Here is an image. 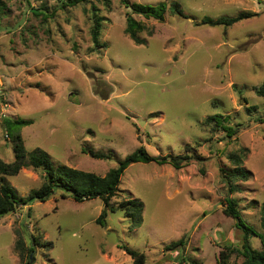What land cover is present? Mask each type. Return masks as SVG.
I'll return each mask as SVG.
<instances>
[{
	"label": "rangeland",
	"instance_id": "obj_1",
	"mask_svg": "<svg viewBox=\"0 0 264 264\" xmlns=\"http://www.w3.org/2000/svg\"><path fill=\"white\" fill-rule=\"evenodd\" d=\"M0 8V156L13 159L4 120L27 119L17 128L28 149L44 148L53 161L104 174L118 158L144 144L151 154L199 153L180 168L136 161L123 171L106 208L95 219L99 197L81 201L59 189L0 216V264H131L120 246L145 253L144 264H218L219 250L241 248L243 231L224 213L225 196L237 199L244 220L258 232L264 201V0H176L185 15L134 17L144 42L124 32L129 5L122 0H2ZM157 4L171 0H127ZM102 16L93 49L91 8ZM248 12L230 25L202 22ZM255 105L249 115L247 105ZM213 113L248 124L228 137L205 122ZM85 147L111 153L100 159ZM247 147L243 165L252 173L230 192L222 178L233 166L230 151ZM41 170L22 167L5 180L26 195ZM129 196L143 203L132 225L117 207ZM187 234L184 249L164 245ZM37 237L33 242L32 237ZM22 238L21 251L15 247ZM52 241V246L45 245ZM260 249L259 236L249 238ZM31 253V259L29 254ZM184 255V260L181 256ZM244 256L231 250L228 264Z\"/></svg>",
	"mask_w": 264,
	"mask_h": 264
},
{
	"label": "trees",
	"instance_id": "obj_2",
	"mask_svg": "<svg viewBox=\"0 0 264 264\" xmlns=\"http://www.w3.org/2000/svg\"><path fill=\"white\" fill-rule=\"evenodd\" d=\"M81 1L88 0H62L64 4H76ZM129 5L126 13V24L124 32L135 43L144 42V38L139 35V32L146 28V24L134 17V13L142 14L144 17H154L163 19L164 13L170 11L171 13H178L185 15V12L180 6V3L176 0H171L167 5L165 1H160L157 4H148L141 2H130L122 0ZM3 1L0 0V8ZM92 12V25L90 27L91 39L93 42V49L99 50L100 47L106 44L101 41V23L102 16L99 15L98 7L95 5L91 8ZM248 12H239L236 15L226 16L221 15L216 18L204 17L201 21L208 22L210 24H224L230 25L241 17L249 15ZM254 91L257 95L264 99V81L258 85H254ZM247 111L250 115L252 109H255V105H247ZM257 120L263 121L260 116ZM27 119H8L4 120V127L6 135L9 136V140L12 141L13 159L10 161L4 160L0 156V216L10 211H14L19 205H29L33 200H45L52 195L55 190L59 189L65 194L70 195L77 201L84 200L86 198L99 197L104 207L96 217V221L102 225H105V217L107 215L108 207L114 209V205L110 204L111 197L118 190L121 175L124 169L132 162L136 161H156L157 163H169L174 168H180L183 165L189 163L191 159H199V153L185 150L180 153H164V154H151L144 144H139L132 151L125 154L123 157L118 158L114 166L110 167L104 174H99L91 170H85L68 165L64 162L53 161L49 153L42 147L36 146L32 149L25 147L23 139L17 128L22 124L29 122ZM205 122L211 125L213 129L220 128L225 131V135L230 137L236 134L239 129L248 124H242L240 122L231 123L230 115L223 113H213L205 117ZM82 151L88 152L91 156L100 159L111 158V153L100 150H91L85 147ZM247 147H242L238 151H230L227 157L233 163L226 171L221 168V175L227 186V191L230 192L238 188L236 184L237 180H246L251 175V171L246 169L243 165V159L246 155ZM32 167L34 169H40L42 174V181L38 187L32 188L26 195L18 194L16 189L9 184L5 178V174H16L22 167ZM226 205L223 208L224 213L235 218V224L243 231V242L241 248H229L224 247L219 250L218 264H228V256L231 250L240 252L244 259L242 264H264V201L260 205V225L261 232H258L252 225L248 224L241 215L240 210L237 207V199L235 197L226 195ZM117 207H119L125 216H127L132 225H138L141 220V213L143 209V203L138 198L129 196L122 199ZM251 235H257L261 241V248L252 247L249 241ZM33 242H37V237H32ZM22 238L18 237L15 241V247L21 251L23 246ZM187 243V234H182L179 238L172 240L164 245V250L184 249ZM45 245L52 246V241H46ZM125 252L130 254L132 258L131 264H144L145 253L133 248L128 247L126 244L120 245ZM184 255L181 259L184 260ZM27 264H29L27 262Z\"/></svg>",
	"mask_w": 264,
	"mask_h": 264
},
{
	"label": "water",
	"instance_id": "obj_3",
	"mask_svg": "<svg viewBox=\"0 0 264 264\" xmlns=\"http://www.w3.org/2000/svg\"><path fill=\"white\" fill-rule=\"evenodd\" d=\"M29 257H30V259H31V253L29 254Z\"/></svg>",
	"mask_w": 264,
	"mask_h": 264
}]
</instances>
